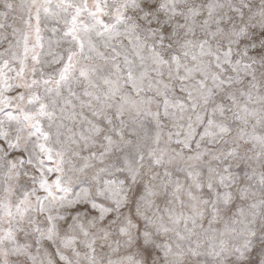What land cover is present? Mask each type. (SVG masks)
I'll use <instances>...</instances> for the list:
<instances>
[{
  "label": "snow or ice",
  "instance_id": "6c2138e0",
  "mask_svg": "<svg viewBox=\"0 0 264 264\" xmlns=\"http://www.w3.org/2000/svg\"><path fill=\"white\" fill-rule=\"evenodd\" d=\"M0 264H264V0H0Z\"/></svg>",
  "mask_w": 264,
  "mask_h": 264
}]
</instances>
